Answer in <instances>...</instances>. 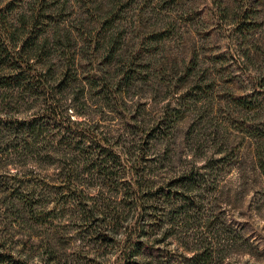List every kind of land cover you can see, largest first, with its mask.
<instances>
[{"label": "rangeland", "instance_id": "rangeland-1", "mask_svg": "<svg viewBox=\"0 0 264 264\" xmlns=\"http://www.w3.org/2000/svg\"><path fill=\"white\" fill-rule=\"evenodd\" d=\"M11 1L6 26L31 31L19 16L37 0L0 5ZM45 3L48 22L36 30L73 28L75 39L51 40L38 53L50 69V95L19 93L0 65V253L28 264H123V253L131 258L141 248L139 225L161 220L147 236L154 248L138 254L142 264H193L188 257L206 249L205 264H264V0ZM112 3L113 14L100 10ZM108 19L111 29L102 26ZM108 32L122 47L115 58L90 41ZM74 55L80 67L65 70ZM131 57L137 71L129 79ZM47 97L62 119L77 122L64 126L84 133L69 130V167L74 157H111L119 171L112 180L84 173L86 203L110 219L108 242L90 234L101 222L87 228L80 207L53 186L68 157L52 153L66 143L63 132L19 126L44 114ZM135 157H144L153 190L180 188L178 196L150 199L151 216L136 208L140 200L122 202L134 189Z\"/></svg>", "mask_w": 264, "mask_h": 264}, {"label": "trees", "instance_id": "trees-1", "mask_svg": "<svg viewBox=\"0 0 264 264\" xmlns=\"http://www.w3.org/2000/svg\"><path fill=\"white\" fill-rule=\"evenodd\" d=\"M48 0H37L38 6L33 9H27L23 8L22 12L20 13V16L22 18V22H24L25 18H29L28 23L29 26L32 28L31 31L24 32L21 30L19 25L14 26H6L5 22H7V17L9 15V11L13 9L14 2L11 1L7 5H0V65L7 66V71L5 74L8 78L7 84L13 85V87H18V92L21 93L22 91L25 92L28 89H33L36 92H44L43 95L46 96L50 95L49 91L47 90L50 79V69L45 68L44 66L40 65V60L38 57V53L44 50L53 40L55 42L54 44L61 45L64 42V38H67L68 41H71L72 39H75L74 36V29L66 28L65 30L56 29L54 32L48 31L43 29L42 32L37 31L36 28L39 26V24H46L48 22V17L44 16V13L47 12L49 9V5H47L45 2ZM80 1H87V0H80ZM89 1V0H88ZM94 1V0H90ZM98 1H121V0H98ZM111 8L107 6H101L100 10H105L106 12H110V14H113L115 10V4H111ZM45 18V19H44ZM111 20V19H110ZM110 20H106L103 23V28H112V22ZM21 23V20L19 21ZM41 22V23H39ZM43 22V23H42ZM26 24V23H25ZM64 32V35L62 34ZM100 33L97 37L98 39H90V41L95 42V48L98 51L104 45H106L108 48H111L108 52V56L110 58H115L117 54L115 53L116 50H122L121 44L118 40V38L115 36V33L108 32L104 36L101 37ZM66 40V39H65ZM122 56V53H121ZM75 55L72 57V61H70L69 65L66 66L65 70L69 71L70 68L72 69H78L80 67L78 61L75 59ZM123 58V56H122ZM130 64V72L127 73V75L130 78H133L136 73V69L134 68L135 64V57H131ZM67 75L63 76L64 81L67 79ZM68 80V79H67ZM62 81V82H64ZM24 86V87H23ZM23 88V89H22ZM21 90V91H19ZM50 97H47V102L45 103L44 107V114L42 116H36L32 115L31 117H28L27 119L22 122H19V126H24L25 124L28 125L30 128L28 131L37 132L38 130L43 131L44 128L47 129L50 126L57 127L60 131L59 133L63 132V136L65 137V144H59L57 145V148L52 152L55 156H62L61 154H65L66 157L64 161H61V171L59 172L60 179L58 182H56L53 186L55 189L59 191H63L68 193L70 196L69 203H74L77 205V207H80L81 214H82V223L83 225H87V228L89 227V222L93 223L94 221H99L103 225V227L100 230H96L95 234L96 239L100 242H108V238H112L111 230L105 228V224L107 223V220H110L108 215H106L105 212L100 211L94 212V208H91L90 205H88L87 200L85 197V186H84V173L89 171L90 173L92 170H94L99 176L107 177L110 180L114 179L115 177H118L119 171H113L112 166L109 165V163L112 161L111 157H78L80 161L77 162V157H74L72 160V165L69 167V130H72V128L69 129V123L68 126H64L65 120L69 122L71 118L69 115H66V119H62L63 111L59 109V107L56 106V104H51L49 101ZM53 100V99H51ZM55 102V100H54ZM10 115L6 114L5 120L7 121L6 124L10 120ZM65 118V116H64ZM1 121V118H0ZM72 123H77L74 120H71ZM11 122V121H10ZM14 122V121H12ZM1 128V127H0ZM84 130V129H83ZM80 132V131H79ZM77 129L72 130V133H76L79 136H83L84 133H79ZM102 140H105V136L100 135ZM75 137H77L75 135ZM80 143V142H79ZM78 143V144H79ZM61 146L63 149H61ZM115 158V157H113ZM118 159H122L123 157H116ZM144 157H135L134 163L131 164L129 171L133 175L135 185L131 195H125L122 199V202L128 197H132L133 200H140L143 202L141 206L136 207L138 210L140 208L144 209L145 216H148L151 213V208L147 206V202L150 203V199L158 197L161 199V197H165V199H169V196L171 194H174L178 196V190L180 188L175 189V191H166V186L163 184L161 185L159 189H154L152 186L149 185V178L147 173V167L144 163ZM259 164H263L264 168V161L261 156H259ZM125 171V170H124ZM190 172H194L193 170ZM193 174V173H192ZM188 178V175L180 176L178 179L179 182H181L183 179ZM182 185V184H181ZM183 186V185H182ZM31 199L25 200V203L29 206L30 212L33 213L37 210V207L34 206V204H31ZM148 203V204H149ZM79 204V205H78ZM90 207V208H89ZM142 212V210H141ZM155 212V209H154ZM147 224V223H146ZM139 225V230L137 233V242L141 246L139 250H137L138 254L145 253L147 250L154 248V244L151 243L149 238V233L153 232V229L151 231L149 230L150 227L154 226H160L161 220H159L157 223L155 221L153 223H148L147 225ZM149 228H148V227ZM147 249V250H146ZM159 251L160 249H156ZM133 255L131 258L127 253H123V264H142L140 260H138L139 255ZM212 254L208 249L203 251L202 253H195L192 256L188 257V261H190L193 264L197 263H208L211 259ZM13 259L14 255L8 254V253H0V263L1 264H28L27 262L21 263V262H15ZM13 260V261H12ZM153 264V263H152Z\"/></svg>", "mask_w": 264, "mask_h": 264}]
</instances>
